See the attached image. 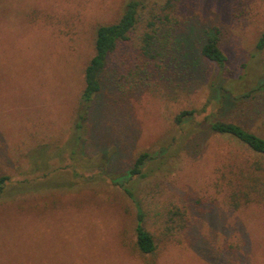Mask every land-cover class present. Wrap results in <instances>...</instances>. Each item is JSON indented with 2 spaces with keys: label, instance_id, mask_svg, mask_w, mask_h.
<instances>
[{
  "label": "rangeland",
  "instance_id": "obj_1",
  "mask_svg": "<svg viewBox=\"0 0 264 264\" xmlns=\"http://www.w3.org/2000/svg\"><path fill=\"white\" fill-rule=\"evenodd\" d=\"M126 1L0 0V264H264V205L234 207L223 179L246 150L208 129L221 120L264 136V87L255 88L264 0H173L164 12V0H140L135 30L101 71L73 161L94 31ZM165 14L189 37L193 72L137 53L146 22ZM200 29L217 30L222 68L198 55ZM182 111L191 115L178 122ZM141 152L148 158L129 176ZM120 176L153 237L150 254L135 247L136 208Z\"/></svg>",
  "mask_w": 264,
  "mask_h": 264
},
{
  "label": "trees",
  "instance_id": "obj_2",
  "mask_svg": "<svg viewBox=\"0 0 264 264\" xmlns=\"http://www.w3.org/2000/svg\"><path fill=\"white\" fill-rule=\"evenodd\" d=\"M171 1L173 0H164L160 10L167 11L171 6ZM140 7V0H127L120 16L114 22L98 25L94 31V53L83 69V88L74 111L72 135L68 145L71 148L70 157L73 161H75V152L80 144L84 120L90 111L94 96L100 90L101 71L107 60L120 50L122 43L130 39L138 22ZM167 23L169 21L166 14L163 16L154 15L150 21L146 22L145 30L137 37L138 55L147 60L170 58L175 62V69L178 72H193L195 63L188 48L189 37L175 35ZM196 39L198 55L217 68H222L226 62V56L218 45L217 30L200 29L196 32ZM255 48L257 50L264 49V30L258 36ZM262 87H264V81L259 82L255 88L257 90ZM186 115H191V111L180 112L177 115V121L179 122ZM208 129L218 135L230 137L246 150L247 157L244 158V161L239 162L233 170L228 171L227 175H223V179L226 180L227 186L232 191L230 196L234 202L231 205L236 208L249 203L264 205V136L249 131L236 123L221 120L210 121ZM147 158L146 152L137 155L128 175L140 173V167ZM124 177L120 176L115 183L133 201L136 208L135 247L142 254H150L155 249L153 237L143 226L142 210L132 191L126 186ZM5 179L7 177H0V192Z\"/></svg>",
  "mask_w": 264,
  "mask_h": 264
}]
</instances>
